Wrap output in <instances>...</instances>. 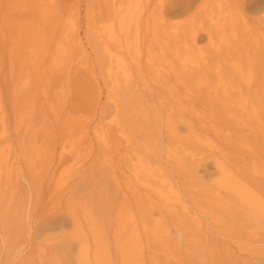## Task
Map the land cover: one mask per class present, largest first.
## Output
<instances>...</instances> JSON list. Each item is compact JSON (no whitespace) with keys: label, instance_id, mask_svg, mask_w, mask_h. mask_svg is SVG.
<instances>
[{"label":"rangeland","instance_id":"rangeland-1","mask_svg":"<svg viewBox=\"0 0 264 264\" xmlns=\"http://www.w3.org/2000/svg\"><path fill=\"white\" fill-rule=\"evenodd\" d=\"M150 1L0 0V264H264V110L160 108L135 64ZM241 1L158 17L212 33L173 66L249 80L244 58L213 55L264 32V5Z\"/></svg>","mask_w":264,"mask_h":264},{"label":"bare ground","instance_id":"bare-ground-1","mask_svg":"<svg viewBox=\"0 0 264 264\" xmlns=\"http://www.w3.org/2000/svg\"><path fill=\"white\" fill-rule=\"evenodd\" d=\"M30 1L22 0L20 2L22 8L28 6ZM135 1L127 0L128 11L133 9ZM209 1L152 0L140 13L138 23L141 24L145 21L151 33L142 39L137 37L139 42L142 40L141 43L143 42V45L147 46V64L142 65L141 60L135 64L138 65L141 74L145 72V78H154V87L149 88L151 99L155 100L162 109L203 108L207 111H217L220 116H229L231 110L235 106H240L242 102H250L252 106H258L264 110V32L260 33L261 37H255L257 33L253 32L255 34L253 35L250 31L252 35L247 34L248 38H245L243 33L244 36L240 37L241 41L237 44V47L227 50L217 49L213 53L218 58H244L247 61L246 65L250 68L251 78L249 80H245L237 63L229 62L230 69L226 68L227 66L224 67L226 80L219 85L205 78L204 74L207 71L208 64L205 67L197 66L196 68L182 70L173 66L172 59L174 60L178 56V45L180 43L188 46L187 48L189 46L192 48L197 47L198 43L210 39L212 33L203 23H194L188 29L171 32L168 31L166 25H163L161 31H158V27L155 25L158 17L164 21L165 17L178 15L190 9L194 10L195 16L202 14V12L206 14L207 9L211 7L210 5L208 7ZM262 5H264V0H242L240 9L253 13L260 9ZM56 21L54 32L58 31L61 25L60 16ZM152 21L154 23L150 24ZM260 38H262V42ZM156 57L159 60L158 63H155ZM161 64H163V68L160 69ZM201 75H204V78ZM32 219L35 220L34 216ZM63 220L64 218L61 216L54 215L51 217L48 215L42 217L40 222L41 227L46 229L61 224ZM259 258L260 256L251 257V260L258 261ZM231 259L232 257H228V260ZM242 261L246 263V259Z\"/></svg>","mask_w":264,"mask_h":264}]
</instances>
